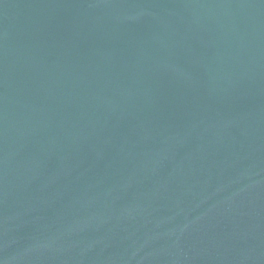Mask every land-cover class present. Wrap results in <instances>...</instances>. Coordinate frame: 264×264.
<instances>
[{
  "label": "water",
  "instance_id": "1",
  "mask_svg": "<svg viewBox=\"0 0 264 264\" xmlns=\"http://www.w3.org/2000/svg\"><path fill=\"white\" fill-rule=\"evenodd\" d=\"M0 264H264V0H0Z\"/></svg>",
  "mask_w": 264,
  "mask_h": 264
}]
</instances>
